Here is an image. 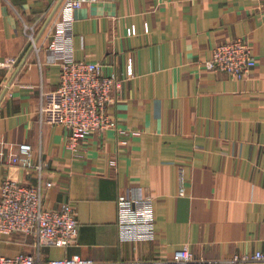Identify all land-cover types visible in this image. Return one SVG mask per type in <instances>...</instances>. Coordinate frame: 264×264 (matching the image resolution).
Segmentation results:
<instances>
[{
    "label": "crops",
    "instance_id": "obj_1",
    "mask_svg": "<svg viewBox=\"0 0 264 264\" xmlns=\"http://www.w3.org/2000/svg\"><path fill=\"white\" fill-rule=\"evenodd\" d=\"M56 5L0 0V63L19 60L0 68V193L7 180L39 185L36 169L10 162L30 144L53 185L46 205L69 204L79 222L72 246L44 248L41 258L161 264L185 247L211 261L264 250V0H101L76 11L75 58L122 81L108 113L131 133L126 146L114 130L92 134L76 152L68 129L38 123L41 92L59 86L60 68L25 36V24L47 21ZM236 39L257 61L245 79L205 69ZM130 188L154 199L152 241L120 238L117 199ZM34 254L33 238L0 235L1 256Z\"/></svg>",
    "mask_w": 264,
    "mask_h": 264
},
{
    "label": "built area",
    "instance_id": "obj_2",
    "mask_svg": "<svg viewBox=\"0 0 264 264\" xmlns=\"http://www.w3.org/2000/svg\"><path fill=\"white\" fill-rule=\"evenodd\" d=\"M60 0H56L58 4ZM101 0H63L44 32L40 35L45 17L33 24H25V36L34 53L49 54L51 62L60 68V84L52 91L41 92L38 123L42 126H62L69 130L66 147L76 152L92 134L110 130L117 132L120 143L125 145L131 133L119 128L108 113L115 90L122 88V81L106 76L98 63L79 61L75 58L74 23L75 13L85 5ZM45 22V23H43ZM136 34L132 28L129 35ZM17 58L0 63L1 69L13 70ZM40 61V59H39ZM257 61L250 45L243 39L228 41L217 46L212 58L204 62L207 70L228 74L243 80L256 67ZM40 70L43 64L39 62ZM128 75H132L130 67ZM33 147L20 144L10 155L13 165L26 170L36 169L39 185L28 186L7 180L0 193V235L23 234L33 238L36 254L7 258L0 255V264H97L80 257L53 259L41 258L44 248H67L72 246L79 234V222L75 210L69 204L51 209L45 202V190L52 183L44 182L43 165L33 162ZM181 172L180 183L185 185ZM183 188L180 195H184ZM154 199L146 196L140 188H130L117 199V225L121 240L152 241L156 236ZM264 264V250L253 254L235 255L230 259H197L187 247L178 250L171 260L161 264Z\"/></svg>",
    "mask_w": 264,
    "mask_h": 264
},
{
    "label": "water",
    "instance_id": "obj_3",
    "mask_svg": "<svg viewBox=\"0 0 264 264\" xmlns=\"http://www.w3.org/2000/svg\"><path fill=\"white\" fill-rule=\"evenodd\" d=\"M62 1H63V0H60V1L58 2V4L56 5L54 11L52 12V14L50 15V17H49L48 20L46 21V23H45V25H44V27H43V29H42V31H41V33H40V35H39L37 41L40 39L41 34L44 32V30L46 29V27L48 26V24L51 22V19H52L53 16L55 15V13H56V11L58 10V8H59L60 4L62 3ZM32 50H33V49H32ZM25 62H26V59L23 60V61L20 63V65L18 66L17 71H16L17 73H18V72L20 71V69L23 67V65L25 64ZM6 91H7V89H5L4 93L2 94V96H1V98H0V102H1V100L3 99V97L5 96Z\"/></svg>",
    "mask_w": 264,
    "mask_h": 264
}]
</instances>
